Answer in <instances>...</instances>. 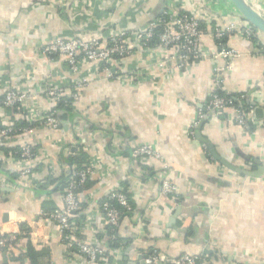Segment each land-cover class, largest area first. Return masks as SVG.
<instances>
[{
  "label": "crops",
  "instance_id": "0c3cea01",
  "mask_svg": "<svg viewBox=\"0 0 264 264\" xmlns=\"http://www.w3.org/2000/svg\"><path fill=\"white\" fill-rule=\"evenodd\" d=\"M60 1L74 0H0V98L4 85L37 97L26 100L21 112L0 107V122L29 124V110L34 109L33 125H38L33 138L11 143L0 139V153L9 149L5 155L12 161L0 167V235H20L22 227L29 231L12 254H0V264H86L68 245L103 239L100 235L107 229L97 207L122 186L131 191L133 212L121 219L117 233L129 244L109 264H137L149 251L172 258L202 255L208 264H264V57L257 47H264V33L257 41L240 32L226 39L227 47L241 56L225 74L222 87L223 93L243 97L245 106L260 109L257 126L247 130L227 111L211 115L191 136L200 106L215 90V63L205 57L167 74L158 66L166 51L140 47L132 35L166 10L180 12L200 20L206 30L201 52L214 54L218 46L212 30L246 22L229 0H94L92 7L79 3L65 14ZM252 2L264 16V0ZM119 30L129 34L130 52L120 64L128 78L124 81L95 72L92 64H83L75 77L63 57L41 54L43 45L58 39L106 41L110 32ZM49 77L65 87L68 97L76 82L85 79L73 111L82 134L69 119L60 121L57 129L40 124L53 108L42 86ZM83 139L99 173L77 193L82 211L73 225L86 226L63 236L43 213L63 208L60 186L65 187L72 170L68 150ZM25 144L34 146L38 159L32 176L21 179L12 156L17 151L13 149ZM137 145L152 146L162 160H134ZM165 170L177 186L179 205L161 192Z\"/></svg>",
  "mask_w": 264,
  "mask_h": 264
},
{
  "label": "built area",
  "instance_id": "2783aa9c",
  "mask_svg": "<svg viewBox=\"0 0 264 264\" xmlns=\"http://www.w3.org/2000/svg\"><path fill=\"white\" fill-rule=\"evenodd\" d=\"M76 1V2H75ZM94 0H74L73 2L60 1L61 14H65L67 9L79 6V3L87 4L92 7ZM253 5L259 4L253 2ZM157 30L159 46L166 51L162 60L158 63L160 69L167 74L173 70H183L190 63L209 57L215 63V90L209 99L200 106L195 123L191 126L190 134L195 136L199 126L207 121L211 115L225 113L231 111L235 117L236 123L246 128L247 130L257 126L256 111L254 107L244 105L243 97H236L222 92L223 80L225 74L232 70L234 62L241 56L237 50L229 49L226 44V39L235 33H242L246 39L251 41L258 40L260 31L247 21L241 23H231L222 27H216L211 32V38L217 43L218 51L214 54L206 55L201 52V41L206 34V30L202 27L200 20L188 14L173 12L166 10L163 14L150 22L141 30L132 35L134 42L145 49H151L149 42L155 37ZM128 33L124 30L110 32L106 41L99 39L83 40L78 37L70 39H58L41 47V54L47 57H63L67 64L68 70L75 77L79 76L83 64H92L95 72L103 71L109 78L119 81L127 80V76L123 75L120 69V64L124 57L129 54L127 45ZM258 49L264 57V47L258 43ZM223 62L219 65V62ZM85 84V79L81 78L76 82L73 88L71 98L74 103L77 99V90ZM44 95L50 100L53 108L43 116L40 124L49 126L52 129L59 128L60 122L57 120V111L55 108L65 95V87L53 82L49 77L43 84ZM4 93L0 98V107L12 108L18 112L23 111L24 102L32 98L36 101V95L29 92H20L13 87L3 86ZM29 127L17 129L15 126H4L0 122V139L11 143L19 137L29 136L33 138L37 128L32 125L37 120L35 110L30 109L28 114ZM74 131H80V124L76 120L73 124ZM78 133L79 135L82 134ZM78 135V136H79ZM85 145V139L80 142ZM72 151L68 150V154L73 155L75 146L71 147ZM132 158L140 159H156L162 160L158 152L150 145H137L132 150ZM5 154L0 153V167L3 164L10 163ZM14 163L19 170L21 179H27L32 176V168L37 165V152L34 146L25 144L17 150L13 156ZM97 164L94 160L90 161L87 168L74 171L67 181L62 197L63 208L57 209L51 213H43V217L57 223L63 236L72 235L79 231L85 224L77 227L73 225V218L82 211V204L78 199L77 193L79 188L83 187L94 175L98 174ZM161 192L165 195L173 197L176 205H179L177 200V186L171 182L167 170L161 175L160 180ZM131 191L124 186L112 189L105 201L101 202L97 207L98 212L104 215V223L106 229H111L112 232L118 231L123 215L133 212V205L129 198ZM88 224V222H86ZM107 231L104 232V235ZM107 236V235H105ZM115 235L109 238H103L100 242H71L68 246L77 250L82 256L86 264H101L108 262L109 258H117L124 252L121 246L111 250L109 248L110 240H114ZM19 235L17 234H1L0 235V254L9 255L15 250L18 243ZM144 256V255H140ZM137 264H208L207 258L202 255L184 254L178 257H169L168 255L153 251L142 259Z\"/></svg>",
  "mask_w": 264,
  "mask_h": 264
},
{
  "label": "trees",
  "instance_id": "16d2710c",
  "mask_svg": "<svg viewBox=\"0 0 264 264\" xmlns=\"http://www.w3.org/2000/svg\"><path fill=\"white\" fill-rule=\"evenodd\" d=\"M202 27L204 28L203 24H202ZM159 33H160V31L157 30L155 37L149 42V46L150 47L153 48V47L159 46V39H158V34ZM55 110L57 111L56 118H57V120L59 122L64 120V119H66V120L69 119L74 124L75 121L77 120L76 113H73V111H74V101H73V99L71 97L64 96L63 98H61V101L58 103V105L55 108ZM29 126H30V124H27V122H22L17 127L15 126V128L20 129V128H26V127H29ZM32 127L33 128H37L38 125L34 124V125H32ZM91 130H94V127H92ZM2 150L3 151L5 150L4 151L5 154L9 152V149L2 148ZM15 150H19V148L13 149V152ZM74 152L75 153L68 158L69 166L71 168H73L74 171L83 170V169L87 168V165H89V163H90V157H89L85 147L83 145H81L80 143H78L75 146V151ZM68 180L65 181V185H66ZM82 188L83 187L79 188L78 191H80ZM125 188L128 190L127 187H125ZM128 195H129V198H130L131 194H128ZM131 214L132 213L125 214V215H123V218L125 216L131 215ZM106 231H107V234H105V235H107V236L100 235L101 238L102 237L103 238H109L112 235L116 236V238L114 240H112V241L110 240V242H109V248L111 250L117 249L118 247H121V246L125 250L128 248V244L129 243L125 239L121 238L118 235V233L116 234V232H112L111 229H107ZM24 236L29 238V231L25 227H22V233L19 235V238L20 237H24ZM110 260H111V258H109L108 264H109Z\"/></svg>",
  "mask_w": 264,
  "mask_h": 264
},
{
  "label": "water",
  "instance_id": "95a60500",
  "mask_svg": "<svg viewBox=\"0 0 264 264\" xmlns=\"http://www.w3.org/2000/svg\"><path fill=\"white\" fill-rule=\"evenodd\" d=\"M229 2L233 5V7L235 8V10L237 11V13L244 19L246 20L250 25L254 26L256 29H258L260 32L264 33V16L262 15V13L256 11L253 6L251 4H248L247 2H245L244 0H229ZM260 109H256V112H259ZM204 122L201 124L199 130L201 129V127L203 126ZM198 138L200 141H202V143H205V145L207 146V149L211 152V154H213V149L210 146V144L204 140L203 138L200 137V133L197 134ZM237 171L239 172H243L244 174L250 176L252 175L251 172H247L245 170H239L237 169ZM72 175V170L69 173L68 178ZM66 180H68L66 178ZM65 180V181H66ZM63 183V182H61ZM60 186V184L58 185V187ZM60 189L63 190L64 186H60ZM152 251H149L146 255L144 256H139L138 260L141 261L144 258H147V256L149 254H151Z\"/></svg>",
  "mask_w": 264,
  "mask_h": 264
},
{
  "label": "bare ground",
  "instance_id": "6f19581e",
  "mask_svg": "<svg viewBox=\"0 0 264 264\" xmlns=\"http://www.w3.org/2000/svg\"><path fill=\"white\" fill-rule=\"evenodd\" d=\"M245 2H247L248 4H251L253 6V8L257 11V6L253 5L252 0H244Z\"/></svg>",
  "mask_w": 264,
  "mask_h": 264
}]
</instances>
